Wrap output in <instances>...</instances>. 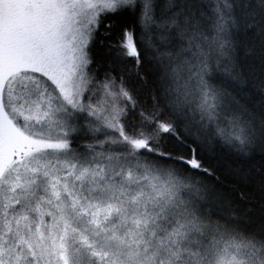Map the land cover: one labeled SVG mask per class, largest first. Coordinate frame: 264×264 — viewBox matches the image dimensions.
Wrapping results in <instances>:
<instances>
[{
	"label": "snow or ice",
	"instance_id": "snow-or-ice-1",
	"mask_svg": "<svg viewBox=\"0 0 264 264\" xmlns=\"http://www.w3.org/2000/svg\"><path fill=\"white\" fill-rule=\"evenodd\" d=\"M0 264H264V0H0Z\"/></svg>",
	"mask_w": 264,
	"mask_h": 264
}]
</instances>
